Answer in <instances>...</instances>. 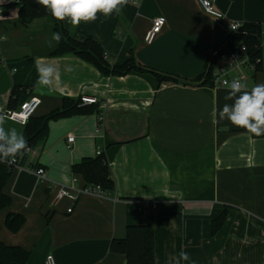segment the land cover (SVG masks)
Listing matches in <instances>:
<instances>
[{"label": "crops", "instance_id": "1", "mask_svg": "<svg viewBox=\"0 0 264 264\" xmlns=\"http://www.w3.org/2000/svg\"><path fill=\"white\" fill-rule=\"evenodd\" d=\"M215 4L226 20L207 14L198 0H128L108 18L98 13L95 22L78 27L63 23L77 39L92 35L111 64L132 54L145 66L195 82L209 53L230 34V21L264 23V0ZM0 6V105L17 108L38 96L37 118L65 99H99L96 106L82 103V112L50 120L35 152L22 156V168L11 167L4 191L12 201L0 210L2 241L29 250L26 264H45L49 253L57 264H126L125 254L110 250L111 241L124 237L129 224L151 221L155 264H167L180 251L190 256L181 264H264V134L219 119L224 104L233 103L225 100L227 86L159 83L151 72L106 75L76 55H50L56 41L49 18L24 22L18 12L10 19L19 6L11 0H0ZM161 15L166 23L149 43L146 35ZM36 57L56 69L51 88L35 86ZM68 66L72 72L65 71ZM246 73L248 90L264 83V68ZM0 126L22 135L26 129L8 118ZM99 148L115 188L56 199L60 185L91 186L73 165L95 157ZM38 167L45 168L46 181L33 172ZM224 210L227 217L213 233V220ZM12 213L25 216L17 231L6 225Z\"/></svg>", "mask_w": 264, "mask_h": 264}, {"label": "trees", "instance_id": "2", "mask_svg": "<svg viewBox=\"0 0 264 264\" xmlns=\"http://www.w3.org/2000/svg\"><path fill=\"white\" fill-rule=\"evenodd\" d=\"M19 6V18L24 22H31L39 18H49L52 23V30L61 34L62 39L57 42L55 49L50 55L73 54L86 62L95 66L106 75H125L131 71L151 72L159 83L164 81L183 82L186 84L213 85V73L217 60L223 55L235 51L239 46L247 47L252 59L260 58L257 71L264 68V23L246 21L238 31L230 32L227 38L210 53L206 62L205 72L190 82L180 76L161 71L155 67L145 66L131 56L122 64H111L107 59V54L103 46L90 34H86L83 39L73 37L65 27L63 21L56 20L51 13L36 0H11ZM19 88L13 89V96ZM94 105L95 104H90ZM9 108H16L9 106ZM81 99H65L62 107L54 109L50 113L34 118L24 124L26 129L23 136L27 140L28 147L34 148L38 140L47 135L48 123L52 119H57L83 111ZM18 155L17 157H21ZM12 165L0 163V210L11 204V197L4 191L5 184L11 174ZM73 171L83 176L87 184L100 185L105 191L111 192L115 188V181L111 167L104 153L95 157H86L82 161L73 165ZM227 217V210L222 211L213 220V233H216L223 225ZM25 223V216L20 213L9 214L6 225L17 231ZM113 252L123 253L126 256V264H155L154 249V226L151 221L143 224H129L126 234L122 238H113L110 245ZM31 252L21 246L9 245L0 239V264H26Z\"/></svg>", "mask_w": 264, "mask_h": 264}, {"label": "clouds", "instance_id": "3", "mask_svg": "<svg viewBox=\"0 0 264 264\" xmlns=\"http://www.w3.org/2000/svg\"><path fill=\"white\" fill-rule=\"evenodd\" d=\"M128 0H36V3L45 7L58 21H68L73 27H78L81 22L91 23L98 19V13L105 18L113 13H121ZM52 39L59 42L62 37L54 32ZM34 64L38 73L36 87L51 88L56 69L45 64L41 58L36 57ZM65 71L72 72L68 66ZM227 84L225 103L219 111V119L228 120L236 127L246 129L250 134L260 136L264 134V83H259L248 90L247 85L240 79H233ZM3 118L0 117V125ZM26 138L16 128L5 130L0 126V163H15L16 157L22 155L27 149ZM190 256L185 251H180L176 256H170L167 264H181L189 261ZM191 264H196L192 261Z\"/></svg>", "mask_w": 264, "mask_h": 264}, {"label": "built area", "instance_id": "4", "mask_svg": "<svg viewBox=\"0 0 264 264\" xmlns=\"http://www.w3.org/2000/svg\"><path fill=\"white\" fill-rule=\"evenodd\" d=\"M200 6L203 10L215 17L218 20H226L225 14L220 11L216 4L215 0H198ZM2 12V7L0 6V13ZM166 23L165 16H158L153 19L152 27L146 35V41L151 43L155 37L161 32L163 26ZM243 22L239 21H230L228 23V28L230 32H235L240 29ZM261 62L260 58L252 59L246 46L241 45L235 51L223 54L216 62L215 69L213 73L214 84L221 86H227L225 82L230 83L233 79H240L243 81L247 77L246 72H257V65ZM81 102L84 104H99V99L96 96L83 95L80 97ZM41 104V98L38 96H31L28 99L22 101L17 108H9L0 105V117L8 118L20 124H26L29 119L36 113L38 107ZM103 105H101L102 107ZM69 142L74 141V136L70 135L68 138ZM29 152H35L34 148L27 147L23 154ZM102 150L99 148L97 150V155L101 154ZM21 157H16L15 163H12V166L20 167ZM33 172L37 175L39 180L46 181L47 173L44 167H38L33 169ZM92 193L98 195H105V191L99 184L86 186L83 189H77L73 187H68L65 185H60L56 193V199L67 196L73 200H77L80 193ZM143 205L147 208L151 206L146 202H143ZM72 208H68V211H71ZM45 264H57L56 259L52 253H49L46 256Z\"/></svg>", "mask_w": 264, "mask_h": 264}, {"label": "rangeland", "instance_id": "5", "mask_svg": "<svg viewBox=\"0 0 264 264\" xmlns=\"http://www.w3.org/2000/svg\"><path fill=\"white\" fill-rule=\"evenodd\" d=\"M14 14L16 15V17L18 16V9H14L13 11L10 10V14H9L10 19H15V17L13 18Z\"/></svg>", "mask_w": 264, "mask_h": 264}]
</instances>
